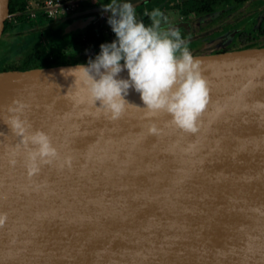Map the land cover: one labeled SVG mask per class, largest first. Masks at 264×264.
<instances>
[{
  "label": "water",
  "instance_id": "1",
  "mask_svg": "<svg viewBox=\"0 0 264 264\" xmlns=\"http://www.w3.org/2000/svg\"><path fill=\"white\" fill-rule=\"evenodd\" d=\"M192 55L209 89L196 132L146 117L134 88L116 120L78 104L61 69L88 62L0 70V264H264V46ZM14 101L58 151L31 177Z\"/></svg>",
  "mask_w": 264,
  "mask_h": 264
},
{
  "label": "clouds",
  "instance_id": "2",
  "mask_svg": "<svg viewBox=\"0 0 264 264\" xmlns=\"http://www.w3.org/2000/svg\"><path fill=\"white\" fill-rule=\"evenodd\" d=\"M103 9L110 13L108 23L117 39L101 44L100 54L90 59L87 66L61 69L66 79L74 78L66 95L116 120L130 105L125 97L134 88L143 101L144 107L140 108L146 117L165 113L171 125L196 132L208 105L209 89L200 70L201 62L193 57L181 32L168 25V16L160 8L145 11L144 15L151 20L148 25L137 19L130 2L111 0ZM125 69L128 78H118ZM13 103L16 106L9 107L5 123L20 137L31 177L40 172L42 165L51 164L58 151L46 132L32 131L30 123L22 118L26 105L20 101ZM149 132H158L155 124L149 127ZM0 220L2 225L3 216Z\"/></svg>",
  "mask_w": 264,
  "mask_h": 264
},
{
  "label": "rangeland",
  "instance_id": "3",
  "mask_svg": "<svg viewBox=\"0 0 264 264\" xmlns=\"http://www.w3.org/2000/svg\"><path fill=\"white\" fill-rule=\"evenodd\" d=\"M104 2L107 4L109 3V0H104ZM181 2L182 0H167L166 2L155 3V8H160L168 16V25L183 22L191 26L182 27L179 31L192 54L216 53L238 48L237 42L231 43L229 37H220L213 42L207 43L204 40H194L197 38L200 39L201 35L206 33L208 29L217 27L219 24L224 23V21L235 22L238 27H245V30H252V33L255 34L259 30V25L264 26V12H256L257 9H261L260 5L261 3L264 4V0H255L243 4L236 3L234 0H218L213 6L214 13L200 18L191 19H186L187 13L183 9L184 6L185 8L192 7L193 2L190 1L188 4H183L182 2L183 7H180L179 5L177 8L175 5ZM85 6V4H82L80 9ZM146 7H148L146 4L141 6L140 11L146 10ZM134 9L137 14V19L139 20V9L137 7L135 8V6ZM251 16L254 17L251 18ZM41 17L42 16L39 14L38 18L40 21L36 20V18L27 19L28 27L23 28L22 30L16 27L12 28V26L6 30L4 46L0 56L1 68L16 67L21 62L22 55L25 52H30L33 47L39 43L47 42L52 35L56 36V43H63L59 50V55L71 60L69 62H89L90 59L94 60L95 57L100 54L101 49L94 52L83 47V44L79 42L77 36L58 38L56 34H59L62 31L64 24L59 22L56 26H51V24L47 22V19ZM12 19V16L8 18L9 21H12ZM216 19H219V21ZM110 27L98 29L104 44L113 42L117 39L114 32L111 34V31L113 30ZM193 33L197 38L188 40L187 38L191 35L193 36ZM250 41H253L251 44L252 46H264V34H259L257 36H254L253 34V38L250 39Z\"/></svg>",
  "mask_w": 264,
  "mask_h": 264
},
{
  "label": "flooded vegetation",
  "instance_id": "4",
  "mask_svg": "<svg viewBox=\"0 0 264 264\" xmlns=\"http://www.w3.org/2000/svg\"><path fill=\"white\" fill-rule=\"evenodd\" d=\"M86 1H88V0H84L81 3V5L84 4ZM166 1L167 0H144L142 3L138 4L137 8L139 9V12H138V14H139V20H140V12H141L140 11V7L141 6H144L145 4L148 5V7H146V10H144L143 12L145 13V11H147V12L150 13L153 9H155V3L166 2ZM190 1L193 2L192 3V7H190V8H187L186 7L185 8V6H184V9H183L187 13L186 14V19L200 18L202 16H207L209 14L214 13V10H213V12L212 13H209V14H205V15H195L194 14V8L198 6L197 1H199V0H182L183 4L184 3H187L188 4V2H190ZM217 1L218 0H215L214 3L212 4V9H213V6L217 3ZM234 1L236 3H240V2H237L236 0H234ZM253 1H255V0H246L244 2H241V4L246 3V2H253ZM118 2L119 3L120 2L121 3H124L123 0H119ZM182 2L179 3V4H176L175 6L177 8H178L179 5H180V7H183L182 6ZM103 3L105 4L104 1H103ZM260 7H261V9H257V11H256L257 13H258V11L264 12V4L263 3H261ZM84 8L85 7H83L82 9L79 8V9H77L75 11H77V12L78 11H82V10H84ZM107 13L109 14V12H107ZM22 14L26 17L25 13H22ZM22 14H16L15 17L17 15H22ZM68 15L69 14L62 15L57 20L64 19ZM108 16H110V14ZM252 17H254V16H251V18ZM13 19H14V17H13ZM27 19H29V18H27ZM78 20H88V21L86 23H84L83 25H80V24L74 25L75 22L78 21ZM216 20L219 21V19H216ZM94 21H95L94 18H92L88 14H84V15L79 16L77 18H70V19H67V20H63L62 23H61V24H64V27H63L62 32H61L63 34H60V36H58V37L60 38L61 36L62 37L77 36L79 38V42L82 44V41H85V40H82V37L85 35V31H87V30H89V29L92 28V29H95L96 30V33L99 32L98 29H96V27H98L99 25L101 27L102 24L100 22H98L96 24V23H94ZM72 25H73V27H71ZM169 26L172 27V28H176L178 30H180L182 27H191L190 25L185 24L183 22H178V23H175V24L169 25ZM252 32H253L252 30L251 31H249L248 29L245 30V27H241V26L238 27L235 22L224 21V23L219 24L217 27H213L211 29H208V31L206 33H204L203 35H201L200 39L197 38V37H195L194 36L195 35L194 33H193V36L191 35L187 39L188 40H192L194 38H197V39H194V40H204L207 43V42H213L217 38H220V37H229L231 43L237 42V44H238L237 47L238 48H244L246 46H248V47H251L252 46L251 44L253 43V41H250V39L253 38V34H254V36L255 35L257 36L259 34H264V26L259 25V30L257 31L256 34L255 33H252ZM100 37H101V34H100ZM85 38H86V36H85ZM102 44H104V42ZM100 45L98 47H96V48H90L87 43L86 44H83L82 46L85 47V48H87V50H92L93 51L94 49H98V50L101 49L100 48Z\"/></svg>",
  "mask_w": 264,
  "mask_h": 264
},
{
  "label": "trees",
  "instance_id": "5",
  "mask_svg": "<svg viewBox=\"0 0 264 264\" xmlns=\"http://www.w3.org/2000/svg\"><path fill=\"white\" fill-rule=\"evenodd\" d=\"M29 0H12L11 6H10V13H15L19 11H23L26 8L27 2ZM215 0H199L197 1L198 6L194 8V14L195 15H205L213 12L212 4ZM237 2H244L246 0H236ZM41 14V13H39ZM38 14V16H39ZM42 15V14H41ZM42 17L46 19L43 15ZM16 20V28H20L22 30L23 28L28 27L27 25V18L22 15H17L14 17ZM140 21H143L146 25L151 23V20L149 16L144 15V12H140ZM47 22L50 24L53 22V20L47 19ZM11 21L7 19L6 21V30L10 28ZM62 32V31H61ZM56 34L57 37L60 36V34ZM85 41H82V44H88L90 48H96L100 44L103 43L102 37H99L96 35L95 29H89L85 31ZM59 38V37H58ZM60 38H63L62 36ZM56 36L52 35L50 36L49 40L47 42H42L37 44L33 47V49L30 52H25L22 55L21 62L16 67H4L0 70H6V69H27L31 67H40V66H50L55 64H63V63H71L67 60L65 57H61L59 55V50L62 47L63 43H56L55 42ZM248 47V46H246ZM75 61V60H74ZM78 61V60H76Z\"/></svg>",
  "mask_w": 264,
  "mask_h": 264
},
{
  "label": "built area",
  "instance_id": "6",
  "mask_svg": "<svg viewBox=\"0 0 264 264\" xmlns=\"http://www.w3.org/2000/svg\"><path fill=\"white\" fill-rule=\"evenodd\" d=\"M84 0H30L24 11L16 12V14L25 13L29 19H34L39 13H42L46 19L57 21V19L65 14L77 12L75 10L81 7ZM113 34V31H111ZM100 37V33H96ZM85 40V35L82 37Z\"/></svg>",
  "mask_w": 264,
  "mask_h": 264
},
{
  "label": "crops",
  "instance_id": "7",
  "mask_svg": "<svg viewBox=\"0 0 264 264\" xmlns=\"http://www.w3.org/2000/svg\"><path fill=\"white\" fill-rule=\"evenodd\" d=\"M104 0H88L86 1L84 4L86 5L83 12H81L82 15L84 14H88L90 15L92 18H94V23H98L100 22L102 25L100 27V25L98 27H96V29H99V28H107V27H110V24L108 23V19H109V14L107 12L104 11L103 9V3ZM111 2V0H109ZM109 2V3H110ZM138 5H136L135 7H137ZM87 9V10H86ZM90 10H93L92 12H90ZM88 11V12H87ZM87 12V13H86ZM16 13H14L12 15V17H15ZM81 15V16H82ZM42 18V17H41ZM36 20L40 21V19L38 18V16L36 17ZM11 25H12V28H15L17 25H16V20L15 19H12L11 21ZM103 26V27H102ZM112 28V27H110Z\"/></svg>",
  "mask_w": 264,
  "mask_h": 264
},
{
  "label": "bare ground",
  "instance_id": "8",
  "mask_svg": "<svg viewBox=\"0 0 264 264\" xmlns=\"http://www.w3.org/2000/svg\"><path fill=\"white\" fill-rule=\"evenodd\" d=\"M88 20H78V21H76L75 22V24L74 25H78V24H80V25H83L84 23H86ZM71 27H73V25L71 26Z\"/></svg>",
  "mask_w": 264,
  "mask_h": 264
},
{
  "label": "snow or ice",
  "instance_id": "9",
  "mask_svg": "<svg viewBox=\"0 0 264 264\" xmlns=\"http://www.w3.org/2000/svg\"><path fill=\"white\" fill-rule=\"evenodd\" d=\"M3 221L2 220H0V223H2Z\"/></svg>",
  "mask_w": 264,
  "mask_h": 264
}]
</instances>
